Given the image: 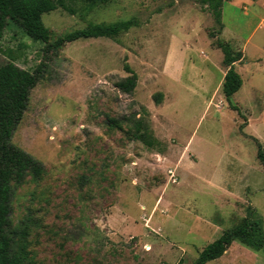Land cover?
<instances>
[{
    "label": "rangeland",
    "instance_id": "obj_1",
    "mask_svg": "<svg viewBox=\"0 0 264 264\" xmlns=\"http://www.w3.org/2000/svg\"><path fill=\"white\" fill-rule=\"evenodd\" d=\"M42 14L57 37L88 24L134 19L114 38L78 39L44 60L11 142L43 165L14 187L11 223L27 226L29 264H192L253 208L264 233V0H228L216 38L242 59L240 88L225 100L226 68L200 0H110ZM0 16V96L42 62ZM136 75L131 94L114 84ZM160 94V98L158 95ZM156 99V101L154 100ZM144 119L152 145L109 119ZM206 264H264V245L233 242Z\"/></svg>",
    "mask_w": 264,
    "mask_h": 264
},
{
    "label": "trees",
    "instance_id": "obj_2",
    "mask_svg": "<svg viewBox=\"0 0 264 264\" xmlns=\"http://www.w3.org/2000/svg\"><path fill=\"white\" fill-rule=\"evenodd\" d=\"M80 1L89 6H96L110 0ZM225 1L228 0H200V3L205 6L218 27L217 31L212 32L210 36L215 38L214 45L222 54V65L226 71L223 75L221 90L225 100L229 101V98L241 86V79L234 70V64L243 56L241 52L234 51L227 42L216 38L222 28L220 14L221 6ZM56 9L74 14V10L66 3V0H0V16L15 24L30 41L43 45L42 62L33 70L22 73L16 93L10 99L0 96V264H29L31 261L27 251V226L14 227L11 223V198L14 187L22 185L27 177L33 181L39 180L44 170L38 160L11 142V136L26 109L30 89L44 72L43 61L66 43L78 39L114 38L137 25L132 18L110 24H88L82 29L67 32L50 42V33L43 25L41 16ZM123 69L127 76L119 79L114 86L121 93L131 94L136 85V75L126 64L123 65ZM158 97L160 98V94ZM154 100L156 101L155 98ZM108 122L120 130L124 125L125 133L130 140L146 145H152L155 141L151 138L148 124L144 119L133 118L121 121L109 119ZM256 145V156L264 170V148L258 142ZM233 242H238L252 251L262 249L264 245L262 223L253 208L248 207L245 217L238 224L224 230L212 242L206 244L192 264H206L218 259Z\"/></svg>",
    "mask_w": 264,
    "mask_h": 264
}]
</instances>
